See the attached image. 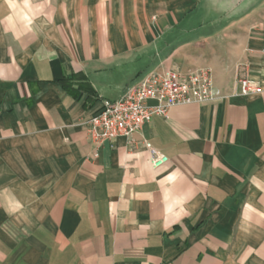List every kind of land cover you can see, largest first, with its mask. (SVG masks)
<instances>
[{"label": "crops", "instance_id": "0c3cea01", "mask_svg": "<svg viewBox=\"0 0 264 264\" xmlns=\"http://www.w3.org/2000/svg\"><path fill=\"white\" fill-rule=\"evenodd\" d=\"M15 2L0 0V264H264V0ZM199 67L219 99L93 157L84 122L104 101ZM245 73L261 93L241 94Z\"/></svg>", "mask_w": 264, "mask_h": 264}, {"label": "built area", "instance_id": "2783aa9c", "mask_svg": "<svg viewBox=\"0 0 264 264\" xmlns=\"http://www.w3.org/2000/svg\"><path fill=\"white\" fill-rule=\"evenodd\" d=\"M240 67H244L241 65ZM241 94L261 93L262 89L248 75L239 79ZM221 97L212 69L199 67L188 72L170 69L146 75L137 85L130 87L117 101H104L101 108L85 122L89 143L94 147L93 157L108 143L126 137L131 148L137 140L134 135L151 122L153 116L167 118L170 109L179 105L212 102ZM154 101L156 105L150 106ZM154 168L165 165L169 159L149 141L142 142Z\"/></svg>", "mask_w": 264, "mask_h": 264}, {"label": "clouds", "instance_id": "9594fccd", "mask_svg": "<svg viewBox=\"0 0 264 264\" xmlns=\"http://www.w3.org/2000/svg\"><path fill=\"white\" fill-rule=\"evenodd\" d=\"M4 3L7 5V7L10 9V10H15L17 8V4L15 2V0H4ZM28 4H27V0H25V4H24V7H27ZM14 17L12 16H7L5 17V20H13ZM23 19L27 20V17H23Z\"/></svg>", "mask_w": 264, "mask_h": 264}, {"label": "trees", "instance_id": "16d2710c", "mask_svg": "<svg viewBox=\"0 0 264 264\" xmlns=\"http://www.w3.org/2000/svg\"><path fill=\"white\" fill-rule=\"evenodd\" d=\"M66 89H68L71 93H74L73 90L71 88H69L68 86H65Z\"/></svg>", "mask_w": 264, "mask_h": 264}, {"label": "rangeland", "instance_id": "374dc122", "mask_svg": "<svg viewBox=\"0 0 264 264\" xmlns=\"http://www.w3.org/2000/svg\"><path fill=\"white\" fill-rule=\"evenodd\" d=\"M213 74H214V72H213ZM214 78H215V77H214ZM239 79H240V77H238L237 81H239Z\"/></svg>", "mask_w": 264, "mask_h": 264}]
</instances>
